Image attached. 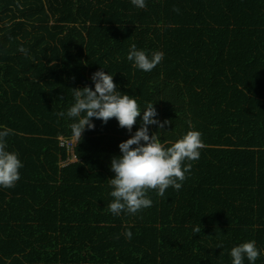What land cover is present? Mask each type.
I'll use <instances>...</instances> for the list:
<instances>
[{
	"label": "trees",
	"instance_id": "obj_1",
	"mask_svg": "<svg viewBox=\"0 0 264 264\" xmlns=\"http://www.w3.org/2000/svg\"><path fill=\"white\" fill-rule=\"evenodd\" d=\"M145 2L0 0V131L14 130L7 150L23 164L0 187L1 264H233L252 240L264 264V0ZM133 44L164 58L144 72L127 59ZM100 70L141 116L131 132L93 118L70 161L73 89L95 90ZM149 103L171 121L149 125L165 147L192 130L205 147L179 191L115 216L112 159Z\"/></svg>",
	"mask_w": 264,
	"mask_h": 264
},
{
	"label": "clouds",
	"instance_id": "obj_2",
	"mask_svg": "<svg viewBox=\"0 0 264 264\" xmlns=\"http://www.w3.org/2000/svg\"><path fill=\"white\" fill-rule=\"evenodd\" d=\"M131 2L137 8L146 7L145 0ZM16 6L23 8L19 3ZM173 10L179 12L178 8ZM19 51L27 55L25 48L21 47ZM163 58L164 53L159 51L154 52L150 58L145 51L137 50L135 44L131 45L127 56L134 67L144 72H151ZM92 80L95 90L91 87L73 89L75 103L67 111V117L75 121L70 127L72 139L78 144L86 128H95L93 118L102 120L105 124L115 118L121 128H127L131 132L142 112L136 99L128 94H121L113 75L100 70L92 75ZM58 115L63 117L65 113L62 111ZM157 116L154 104L149 103L143 111L141 127L130 139L120 143L122 155L112 159L111 170L115 177L109 180V184L113 189L110 195L114 199L108 208L115 216H120L121 213L135 215L142 209L152 207L153 201L147 196L149 191H156L160 197L165 195L170 186L179 191L187 179L186 174L191 172V162L199 160L200 150L205 147L202 134L196 130L187 132L182 139L165 147L158 132L149 134V125H157L162 130L171 121L161 122ZM13 134L14 130L7 127L0 131V187L4 188L15 186L20 179L19 170L23 167L18 154L7 150V138ZM186 161L188 163L185 165ZM193 231L198 234L201 228L197 226ZM124 235L129 240L132 238L130 230ZM230 255L233 264H244L245 258L255 264L260 252L256 242L252 240L233 247Z\"/></svg>",
	"mask_w": 264,
	"mask_h": 264
},
{
	"label": "built area",
	"instance_id": "obj_3",
	"mask_svg": "<svg viewBox=\"0 0 264 264\" xmlns=\"http://www.w3.org/2000/svg\"><path fill=\"white\" fill-rule=\"evenodd\" d=\"M77 141L73 140L72 137H61L60 138V145L65 147L70 155V161H75L77 160L75 150H76V145Z\"/></svg>",
	"mask_w": 264,
	"mask_h": 264
},
{
	"label": "crops",
	"instance_id": "obj_4",
	"mask_svg": "<svg viewBox=\"0 0 264 264\" xmlns=\"http://www.w3.org/2000/svg\"><path fill=\"white\" fill-rule=\"evenodd\" d=\"M26 213V212H25ZM27 214V213H26ZM27 216H28V214H27ZM1 264V263H0Z\"/></svg>",
	"mask_w": 264,
	"mask_h": 264
}]
</instances>
